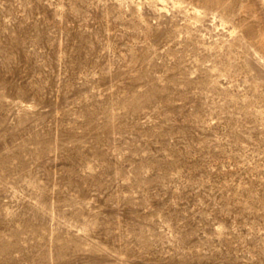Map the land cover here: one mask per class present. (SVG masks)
I'll return each instance as SVG.
<instances>
[{
	"label": "rangeland",
	"instance_id": "374dc122",
	"mask_svg": "<svg viewBox=\"0 0 264 264\" xmlns=\"http://www.w3.org/2000/svg\"><path fill=\"white\" fill-rule=\"evenodd\" d=\"M0 264H264V0H0Z\"/></svg>",
	"mask_w": 264,
	"mask_h": 264
}]
</instances>
